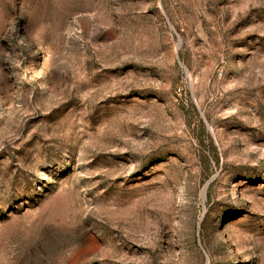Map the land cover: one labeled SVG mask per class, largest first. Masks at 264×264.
<instances>
[{
	"label": "rangeland",
	"instance_id": "1",
	"mask_svg": "<svg viewBox=\"0 0 264 264\" xmlns=\"http://www.w3.org/2000/svg\"><path fill=\"white\" fill-rule=\"evenodd\" d=\"M0 264H264V0H0Z\"/></svg>",
	"mask_w": 264,
	"mask_h": 264
},
{
	"label": "bare ground",
	"instance_id": "2",
	"mask_svg": "<svg viewBox=\"0 0 264 264\" xmlns=\"http://www.w3.org/2000/svg\"><path fill=\"white\" fill-rule=\"evenodd\" d=\"M204 190V189H203Z\"/></svg>",
	"mask_w": 264,
	"mask_h": 264
}]
</instances>
